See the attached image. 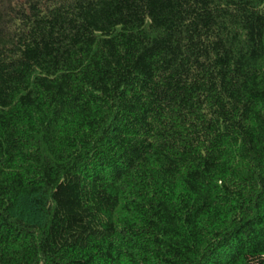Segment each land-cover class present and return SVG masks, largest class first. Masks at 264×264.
Wrapping results in <instances>:
<instances>
[{
	"label": "trees",
	"instance_id": "1",
	"mask_svg": "<svg viewBox=\"0 0 264 264\" xmlns=\"http://www.w3.org/2000/svg\"><path fill=\"white\" fill-rule=\"evenodd\" d=\"M0 264H264V0H0Z\"/></svg>",
	"mask_w": 264,
	"mask_h": 264
}]
</instances>
